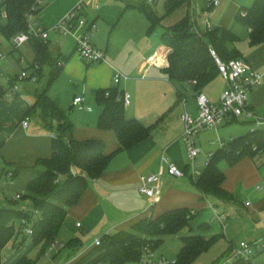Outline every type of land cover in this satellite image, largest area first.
I'll return each instance as SVG.
<instances>
[{
	"label": "crops",
	"instance_id": "crops-1",
	"mask_svg": "<svg viewBox=\"0 0 264 264\" xmlns=\"http://www.w3.org/2000/svg\"><path fill=\"white\" fill-rule=\"evenodd\" d=\"M79 1L43 0L30 19L32 25L49 30L45 41L48 50L58 58V61H63V64L59 67V75L51 84L48 85L50 69L43 66L35 81L20 82L16 93L8 98H0V208L8 207L13 203L20 205L19 199L16 200L15 197L24 193L27 183L34 174L37 161L49 158L52 154V132L42 125L36 115L26 114L37 95L47 89L51 100L71 122L72 137L75 140H100L104 143V152L110 153L119 146V143L113 131L100 130L97 127L101 109L96 105L95 93L99 89L114 87V75L120 74L123 78L120 79L117 87L129 95L128 104L125 105L126 117L135 118L144 126L152 127L150 135L132 148L117 154L98 179L88 182L79 201L67 209L62 225L68 229L69 234L63 243L70 238L82 240L78 229L86 233L99 226L104 231L103 235H109L130 229L142 218H154L175 208H188L195 213L194 219L189 223L190 228L195 234L205 238H215V242L206 252L216 243H221L224 249L221 257L224 259L232 255L238 247L233 244L237 237L240 238V243L263 240L264 153L258 154L255 158L244 156L232 165H228L225 161L219 163V168L224 174L222 188L233 196L232 202L203 197L198 193L190 177L195 179L198 175H193V171L199 174L202 170H195L194 165L193 170L189 167L187 174L182 178H173L166 172V163L163 159L181 168L189 166L182 138L184 126L180 116L184 111L189 112L193 117L196 116V92L188 82L191 93L181 92L178 85L180 83L171 82L166 77L165 66L147 64L151 56L158 57L161 63L163 56L167 58L169 50L163 45L158 46L155 41L150 43L142 33V36L138 35L139 30L143 31L149 23L136 6L143 1L152 7L158 17H163L160 25L157 26L159 37L165 28L177 23L184 13L185 16L193 15L196 27L199 31H203L204 18L199 23L202 16L197 14L194 1L186 0L180 6V11L168 17V15L164 16L166 0H161L160 5L158 0L152 2L150 0H82L83 16L97 25L92 43L104 52V59L95 63H87L79 58L75 51V37L63 36L51 30L52 26ZM126 3L133 6L126 8ZM219 6L224 10L223 13L219 14V10L216 9ZM219 6L210 9L205 2V8L202 9V13L205 10L211 11L209 12L211 27L230 28L239 37L234 46L239 50L240 58L252 68L263 71L264 43L249 46L247 27L242 37L234 32L235 15L244 6L238 5L233 0H224ZM123 25L129 27V34L123 33ZM80 33L81 31H78L76 35ZM62 38L70 39L66 41ZM7 43L8 52H3L6 58L2 63V73L6 62H9L7 54L10 53L11 62L15 65L27 61L28 67L33 63L34 52L29 43L23 46L30 61L21 54V47L14 50L10 42ZM14 51L20 53L16 58L12 56ZM18 73L10 75L6 71L7 87L4 86L6 89L8 78ZM221 80L222 92L225 82L222 78ZM200 91L211 102L214 100L213 95L208 93L207 87ZM75 97L83 98L82 109L72 106ZM248 109L254 116L264 119V81L249 94ZM25 117H28L29 121L23 126L21 121ZM174 128L177 129L175 135ZM255 128L251 119H238L213 129L219 134L217 144L211 151L214 152L231 138L244 135ZM261 128L264 129V126ZM5 171H16L17 175L10 180L4 175ZM149 174H159L162 179L161 199L154 205L149 197L138 191L140 176ZM21 208L27 210L31 205L25 201ZM217 214L227 215L226 220L220 221ZM77 223L80 224L79 227L76 226ZM201 225H204L202 229L199 228ZM97 238L95 237L92 245L86 249H83V243V247L77 252L66 248L68 251L56 264L73 263L94 246V240ZM13 241L14 239L7 245L17 249ZM23 256L25 255H16L6 264H14ZM39 256L40 254L37 258ZM254 263L264 264V254L257 255Z\"/></svg>",
	"mask_w": 264,
	"mask_h": 264
},
{
	"label": "trees",
	"instance_id": "trees-1",
	"mask_svg": "<svg viewBox=\"0 0 264 264\" xmlns=\"http://www.w3.org/2000/svg\"><path fill=\"white\" fill-rule=\"evenodd\" d=\"M185 1L166 0L164 16L175 11ZM129 6L133 5L125 4L126 8ZM38 7L36 0H0V34L3 38L9 41L16 34L26 32L29 25L27 14H35ZM136 7L148 19L150 30L160 25L163 17H158L149 4L141 1ZM235 20L249 29V46L264 43V0H253L249 7H241ZM238 39L230 28L211 27L207 31H195L190 16L186 15L165 28L159 36L160 44L169 50L168 66L164 68V73L171 82H188L193 91L198 92L219 76L210 50L223 62L240 58L241 54L234 46ZM29 45L34 52L33 63L40 66L36 75L39 76L43 66L48 67V85L51 84L59 75L58 58L50 53L47 42L41 39L31 37ZM15 77L8 78V85ZM5 90L0 84V98ZM122 94L117 85L99 89L95 93L96 105L101 109L97 127L113 131L119 143L110 153L104 152V143L100 140H75L72 137L71 122L51 100L47 89L37 95L26 114L37 115L42 125L54 135L52 154L49 158L37 161L34 174L20 196L19 201H28L31 208L25 210L16 203L0 208V264L2 250L12 239L15 241L18 235H23L22 242L30 238L33 247H39V254H44L48 245L56 241L67 209L79 201L88 182L98 179L117 154L149 137L152 127L144 126L135 118L126 117ZM263 151L262 128L231 138L208 156L199 175L195 179L190 177L191 183L203 197L232 202L233 196L222 188L224 174L219 163L225 161L232 165L244 156L255 158ZM183 170L186 175L189 166L183 167ZM12 172L15 178L17 173ZM6 173L5 171V176ZM190 212L188 208H175L154 218H142L128 230L101 236L99 245H94L70 264H132L140 260L146 248L155 251L162 244L164 236L177 234L185 228L189 229L190 234L181 237L182 246L175 264H194L211 247L215 238L192 233L189 223L194 219L195 213ZM22 220L31 224L30 237L24 234L22 228L16 231L15 224ZM203 226L199 228L202 229ZM262 239V243L253 252L251 262L257 255L264 254V236ZM66 247L77 252L83 247V242L80 238H70ZM14 264H34V261L25 255ZM230 264L250 263L235 259Z\"/></svg>",
	"mask_w": 264,
	"mask_h": 264
},
{
	"label": "built area",
	"instance_id": "built-area-1",
	"mask_svg": "<svg viewBox=\"0 0 264 264\" xmlns=\"http://www.w3.org/2000/svg\"><path fill=\"white\" fill-rule=\"evenodd\" d=\"M43 0H36V6L40 5ZM224 0H205L208 7L215 8L219 6ZM152 2V0H150ZM83 1L80 0L76 6L68 13L62 16L53 26V31L60 33L63 36L71 35L75 37V51L79 58L87 63L101 62L104 59V52L97 48L92 43V37L97 29V25L94 21L87 20L82 14ZM204 28L203 31L211 29L210 15L207 10L204 12ZM32 13L27 14V18L30 21ZM244 15V14H242ZM190 22L195 31H199L195 25V20L190 16ZM78 31H81L79 35H76ZM48 29H44L38 25H32L29 23L28 30L26 32L18 33L13 36L9 42L14 50L19 49L23 45L29 43L31 37L46 41L48 38ZM214 57L219 76L225 82V88L220 94L219 102L217 104L212 103L209 98L201 91L196 92V107L197 114L195 117L191 116L189 112L184 111L180 119L183 123L184 130L182 138L185 144L186 156L190 161L189 167L193 168V161L198 156L200 150L196 147L194 138L201 130L217 129L220 126L238 119H251L256 128L264 126V119H260L254 116L248 109V96L264 81V70L259 71L252 68L244 59L235 58L226 62L221 61L213 50H210ZM5 54L0 51V74L2 73V63L5 59ZM63 61H58L57 66H62ZM148 65H163L168 66L167 58L163 56V60L159 63L158 57L151 56L147 60ZM37 63H32L29 68L21 70L15 77L14 81L8 85L3 97L8 98L13 93L18 91V83L20 82H32L35 81L37 75L36 71L39 69ZM123 78L120 74H115L113 82L117 85L120 79ZM122 100L124 105L128 104L129 95L127 93L122 94ZM83 98L75 97L72 100V106L82 109ZM29 118L25 117L21 123L23 126L28 124ZM54 135L52 134V137ZM254 149H256L254 147ZM264 153V151H263ZM166 163V172L173 178H182L185 176L183 168L174 164ZM193 170V169H192ZM193 175H199L193 171ZM6 177L13 179V172L7 171ZM161 176L159 174L142 175L139 178L138 191L149 197L152 204H156L161 199ZM20 194H17L15 199H20ZM28 210V209H27ZM194 214V212H190ZM218 219L224 222L227 218L225 214H217ZM80 226L79 223L76 224ZM16 231L20 228L23 229L24 234L28 237L32 235L31 224H28L25 220L15 224ZM100 238L94 240V245L100 244ZM262 240L256 241H243L239 243L235 248L232 255L227 256L219 264H230L235 259H243L244 261L255 264L252 261V255L256 247H259ZM66 243L52 242L48 245L45 253L49 256L53 252H59L66 249ZM175 259H168L163 255H158L155 251L146 248L138 262L132 264H175ZM197 264V263H194Z\"/></svg>",
	"mask_w": 264,
	"mask_h": 264
},
{
	"label": "rangeland",
	"instance_id": "rangeland-1",
	"mask_svg": "<svg viewBox=\"0 0 264 264\" xmlns=\"http://www.w3.org/2000/svg\"><path fill=\"white\" fill-rule=\"evenodd\" d=\"M194 1V5H195V9L197 11V14H200L202 17L199 20V23L202 22V19L205 18L204 13H202V9L205 8V0H193ZM234 2L238 3V5L247 7L251 4L252 0H233ZM141 2V1H140ZM159 5L161 0H158ZM222 4V3H221ZM180 7H178L175 11H173L172 13H170L168 15V17H172L171 15H173V13H176V11H180ZM217 10H219V14L223 13V9L221 6H219L218 8H216ZM223 10V11H222ZM211 13V11H209ZM209 13V14H210ZM185 14L179 19L181 20L183 17H185ZM203 14V15H202ZM144 15V14H143ZM176 15V14H175ZM145 16V15H144ZM193 16V15H191ZM219 15H217L218 18ZM216 19V18H215ZM214 19V20H215ZM32 20L29 21V23H31ZM149 23V21H148ZM128 26L130 27V25L128 24ZM123 25V33L125 32V34H129V27ZM150 27V23L146 26V28L142 31L139 30L138 35L139 34H143L146 38H148L150 41V43L152 41H155L156 44L159 46L160 41H159V37L157 35L158 32V28L157 26L154 27L152 30L149 29ZM246 27L243 26L242 24H240L239 22H235V33H237L240 37L243 36V34L246 32ZM118 31V30H116ZM240 32V33H239ZM141 34V36H142ZM63 40H69L70 38H62ZM8 41L5 40V38H3V36L0 34V50L4 53L8 52ZM21 54H23V56H26V48L25 46H22L20 49ZM12 56L13 57H17L20 55L19 52L14 51L12 52ZM24 56V58H25ZM7 61L5 64V70L3 73L5 74H0V84L7 87V76H6V71L9 72L10 75L16 74L18 72H20L21 69H25L27 67V61H22L21 63L18 64H14L11 59V53L7 54ZM6 58V57H5ZM27 58V59H26ZM26 60L30 59L26 56ZM3 66V65H2ZM3 68V67H2ZM32 83V82H31ZM179 85V89L181 92L186 93L185 91H189V93H191L190 89L188 88V84L187 82H182ZM32 87V85H30ZM207 87V91L209 94L213 95L214 100L212 101V103L217 104L218 101V96L220 94V90L222 87V80L220 78V76H217L214 80L210 81L209 83L205 84L203 86V88ZM20 88H22L20 86ZM77 109V108H76ZM38 116H39V112ZM69 113V112H68ZM37 117V115H36ZM160 123V122H159ZM158 123V124H159ZM183 125V124H182ZM177 129L174 128L173 129V133L174 135L176 134ZM218 131H215L213 129H206V130H201L200 132H198V134L195 136L194 141L196 144V147L200 150L198 156L196 157V159L193 161V165L195 170L197 171H201L203 170V167L205 166V162L207 161V158L209 156V153L213 152L211 150H213L212 148L216 146V141L218 140ZM215 150V149H214ZM187 159V156H186ZM205 160V162H204ZM204 162V163H203ZM187 163L190 165V161L187 159ZM222 165V163H221ZM23 205V202L20 201V206ZM64 225L61 226L57 237H56V242H65L66 238H68V229L63 227ZM103 229L101 227H96L93 230H89V232L87 231L86 233H82L80 229H78L80 237L83 240L84 243V248L86 249L88 247H90L92 245V241L95 237L100 238L103 234L104 231H102ZM192 233H195L194 230L192 229ZM190 234V231L188 230V228L183 229L182 231H180L177 234H173V235H167L164 236L163 242L162 244L159 246L158 249L155 250V253H157L158 255H163L168 259H175L181 246V237L186 236ZM24 237H17L15 239V241H13V244L16 245L14 247H18L17 249H14L11 247V245H7L1 255V264H6L9 261H11L16 255H26L29 259L34 261V264H56L57 261H60V257L64 255V253H66V251L68 250H63L61 253L59 252H53L51 255H47L46 253L41 254L38 258L37 255L39 254V247H33L32 245V241L30 238H27L24 242H22ZM240 243V238H236V240L234 241L233 244L239 245ZM152 251H154V249H151ZM224 249H222L221 247V243H216L208 252H205L203 254H201L196 263L197 264H219L223 261V257H221V254L223 252Z\"/></svg>",
	"mask_w": 264,
	"mask_h": 264
}]
</instances>
